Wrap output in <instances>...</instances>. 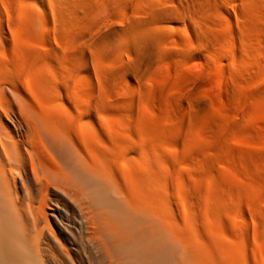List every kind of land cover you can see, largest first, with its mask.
<instances>
[{
  "label": "rangeland",
  "instance_id": "374dc122",
  "mask_svg": "<svg viewBox=\"0 0 264 264\" xmlns=\"http://www.w3.org/2000/svg\"><path fill=\"white\" fill-rule=\"evenodd\" d=\"M139 1H129L125 10L110 8L102 19L115 14L112 24L121 32L126 20L146 16L148 26L164 38L144 55L118 32L110 46L98 51L89 45V36H83L87 42L73 34L75 43L86 44L82 52L88 62L78 85L68 79L72 91H47L52 82L36 72L45 67L33 65L32 59L35 67L26 66L30 57L26 59L25 48L42 50L46 35L54 39L53 33L37 28L39 0H0L7 45L0 60L14 72L33 69L22 79L30 78L33 85L40 79L54 104L73 103V124L78 110L84 111L82 123L75 126L84 137L81 142L88 146L86 152L94 149L107 161L118 181L163 184L169 219L198 248L210 245L213 264H264V0H143L151 6L147 15L138 10ZM181 1L189 5L182 15L174 4ZM155 9L166 16L152 23ZM175 12L180 20L171 19ZM13 35L14 42L21 41L16 46ZM124 65H134L138 77L121 71ZM29 82L23 80L21 87L34 102ZM103 126L106 131H100Z\"/></svg>",
  "mask_w": 264,
  "mask_h": 264
},
{
  "label": "bare ground",
  "instance_id": "6f19581e",
  "mask_svg": "<svg viewBox=\"0 0 264 264\" xmlns=\"http://www.w3.org/2000/svg\"><path fill=\"white\" fill-rule=\"evenodd\" d=\"M129 1L39 0L38 10L42 18L39 20L42 22L36 23L37 28L45 33H53L54 39L46 35L42 50L40 47L32 52L25 48L26 51H23L26 55H23L26 59L30 57V64H23L31 67L35 63L45 67L36 72L52 82L47 91H58L60 88L67 91L72 78L78 85L80 72L87 64L88 57L82 52L83 44L75 43L78 41L73 34L89 36V45L95 46L97 51L110 46L111 37L118 32L112 24L116 15L112 14L106 20L102 19L105 17L103 14L110 8L113 11L128 9ZM139 2L141 6L137 7L138 10L147 15L149 12L145 11L151 6L149 8L143 0ZM174 4L176 12L181 15L189 8L185 1ZM176 12L172 20H180ZM152 15L153 23L166 16V12L155 9ZM137 17L126 20V26L118 33L124 40L131 39L137 51L144 54L164 35L157 29L155 32L152 25L148 26L150 20L146 16ZM80 20L84 22L83 27ZM4 34L0 24V55L7 46ZM14 39V46L21 42H14ZM197 39L203 46L206 45L204 38L197 36ZM30 45L36 47L33 43ZM15 55L17 58L23 57L22 54ZM2 61L0 264H213L210 245L204 242L203 249L198 248L169 219L164 210L163 184L156 183L154 187L144 181L140 186L118 181L111 168L106 166L107 161L104 163L94 149L87 150L91 154H86L85 148L88 146H83L82 132L75 128L82 123L84 111L78 110L81 115L73 117L76 123L73 124L70 118L73 103L70 106L54 104L50 96L44 95L45 85H40V79L38 88L37 79L33 85V80L29 82L27 77L26 83L32 84L31 88L34 89L31 92L35 101L31 102L23 95L21 83L26 73L33 69L24 66L28 70L25 74L22 70L15 71L21 72L22 77L16 75L14 67L9 69L11 65L6 66V61L5 64ZM21 62L17 64L23 69ZM18 67L16 65L15 70ZM123 67L120 70H129V77H138L134 65ZM42 82L44 84V80ZM55 83L61 84V87L57 88ZM71 88L69 91H72ZM143 172L147 173L145 168Z\"/></svg>",
  "mask_w": 264,
  "mask_h": 264
}]
</instances>
